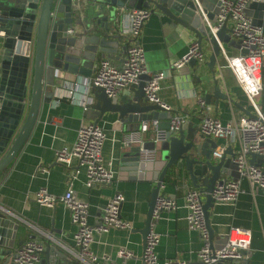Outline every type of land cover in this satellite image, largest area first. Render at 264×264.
Returning <instances> with one entry per match:
<instances>
[{
    "label": "crops",
    "instance_id": "crops-1",
    "mask_svg": "<svg viewBox=\"0 0 264 264\" xmlns=\"http://www.w3.org/2000/svg\"><path fill=\"white\" fill-rule=\"evenodd\" d=\"M83 3L89 2L83 0ZM200 4L205 13H216V0H201ZM125 10L127 9L123 11ZM249 17L253 19V12ZM226 26L229 27L226 33L233 39L230 35V25ZM119 27L115 31L103 34L105 40L113 46L112 54H100L90 66L89 77L95 74L101 58H108L114 64H119L122 60L127 38L120 34ZM260 27L264 30V14ZM192 40H197V37L191 30L179 24L161 22L156 13H151L140 29L139 42L144 49L147 70L163 71L165 74L160 82L158 95L171 107V116L179 115L187 121H193L197 133H200L194 107L197 99L205 100L207 94L208 102L206 100L205 102L209 106L208 113L219 119L222 124L237 122L240 117H249L252 114L251 105L227 67L225 59L219 54L213 71L206 65L211 45L205 37L200 43L205 53L203 62H195L192 66L187 63L180 68L172 66L173 62L178 61L187 52L188 44ZM223 46L230 55L240 52L236 46L226 43H223ZM56 74L55 85H58V88H53V99L50 103L41 104L27 142L13 162L0 173V209L13 216L20 224L11 255L20 246L19 240L25 242L29 238H35L43 242L45 249L49 248L48 264H55L61 256L76 261L66 249L72 248V235L75 231L68 209L59 202L49 207L39 205L34 200L35 192L41 187L54 195L63 194L71 173L73 193L77 199L87 202L88 222L91 226L99 224L103 206L115 192L123 194L120 215L131 224L128 230L111 228L107 233L94 231L90 249L95 254L109 255L115 264H142L144 243L141 230L146 219L150 190L159 171L153 166L154 161L150 157L141 159L139 166L121 165V155L126 149L122 145L123 137L134 129L127 130V125L119 121L116 113H106L98 122L105 132L101 155L104 165L112 174L110 185L87 186L84 168L79 165L76 157L71 158L68 167L56 161L55 152L61 148L69 149L75 140L77 129L91 121L85 117L82 106L72 103L64 96L73 84V76L62 72ZM194 75L199 79L196 80ZM213 76L217 79L221 91L231 101L217 100L211 95ZM260 78L261 89L256 102L264 112V58L261 62ZM84 79L87 78L80 79L81 85ZM46 90H51V87H46ZM146 123L148 129L142 134V140L152 135L151 124ZM129 127L132 128L131 125ZM194 139L195 142L200 141L197 136ZM202 141L207 146L205 150L208 151L214 144V150L220 147H224L225 150L227 146H231L234 152L238 149L236 141L229 143L227 139L221 138H204ZM153 158L158 159V154ZM183 178L180 187L164 182L160 188L161 195L175 200L176 208L162 210L158 218H152V230L159 236L155 251L159 259L180 258L187 264H200L197 252L202 246V239L197 231L187 228V208L183 200L186 190L193 187L186 177ZM223 179L232 178L228 174H223ZM236 181L239 185L236 200L231 204L215 202L210 209L213 239L216 245H220L221 238L226 236L230 227L248 229L251 233L248 248L249 264H264V197L259 187L245 176H239ZM201 199L203 202V194ZM120 248L129 250L131 257H118L117 251ZM45 257L43 255L42 260Z\"/></svg>",
    "mask_w": 264,
    "mask_h": 264
},
{
    "label": "water",
    "instance_id": "water-1",
    "mask_svg": "<svg viewBox=\"0 0 264 264\" xmlns=\"http://www.w3.org/2000/svg\"><path fill=\"white\" fill-rule=\"evenodd\" d=\"M201 0H199L200 2ZM0 0V173L10 165L27 142L32 132L41 104L53 99L56 89V73L72 75L74 80L89 78L90 66L100 54H112L113 46L103 34L115 31L120 25L122 12L128 8H147L159 15L161 22L179 24L191 30L201 43L205 37L211 45L207 66L213 71L219 56L218 42L236 46L239 43L226 33L229 27L223 25L215 37L210 36L207 24L193 0ZM247 16L253 12L252 22L262 25L264 2H251L245 9ZM212 25L215 13H206ZM119 24V25H118ZM119 31V29H118ZM210 36V37H209ZM240 52L244 51L240 49ZM190 59V66L195 64ZM148 75L139 76L137 84L122 89L116 96H107L104 88L90 90L94 101L84 110L86 118L97 124L106 113H116L126 129L137 130L141 123L151 124V136L140 144H130L121 155L122 166H139V161L150 157L159 171L154 186L150 190L148 210L142 240L151 229L152 213L165 176L170 173L186 177L193 188L204 196L202 214L208 233L210 248L216 245L214 230L210 225V209L215 200L211 193L215 185L225 181L223 174L236 180L240 174L233 161L234 149L227 146L220 158L211 156L214 147L208 151L202 141L205 137L197 133L193 121L179 125L173 132L169 130L172 119L170 111L157 103L147 100L143 87ZM196 80L198 76L194 75ZM212 82L211 95L217 100H230L218 85ZM51 87V90H46ZM132 96V98H131ZM209 95H205L208 102ZM231 101V100H230ZM143 102V103H142ZM237 106V105H236ZM129 125L132 126L129 127ZM134 125V126H133ZM195 136L199 142H195ZM158 154V159L153 157ZM155 159V160H154ZM249 164L260 167L264 172V154L250 153ZM13 216L0 209V261L8 264L19 228ZM23 241H18L22 244ZM49 249V248H48ZM48 249L40 264H48ZM244 258L239 261L221 260L215 264H249V250L242 251ZM60 255H62L60 253ZM55 264H78L66 257Z\"/></svg>",
    "mask_w": 264,
    "mask_h": 264
},
{
    "label": "built area",
    "instance_id": "built-area-1",
    "mask_svg": "<svg viewBox=\"0 0 264 264\" xmlns=\"http://www.w3.org/2000/svg\"><path fill=\"white\" fill-rule=\"evenodd\" d=\"M201 14L202 20L209 28L210 36L215 37L216 31L223 25H230V35L244 52L230 55L226 52L223 43H218L219 54L225 59L236 82L247 97L252 114L240 117L237 122L222 124L219 119L211 116L209 106L203 98H198L194 111L197 118V128L200 134L213 139H227L229 143L236 141L238 149L235 151L233 161L237 165L240 176L256 184L264 197V172L260 167L249 164V154H264V112L256 102V97L261 89V62L264 58V30L252 22L244 9L251 2H264V0H216L217 10L215 22L211 25L203 11L199 0H193ZM151 11L147 8H130L122 12L119 31L126 36L127 47L119 64H114L108 58H101L95 74L84 79L72 81L71 88L65 97L74 104L86 110L92 102L90 90L95 87L104 88L107 96H116L122 89L137 84L139 76L148 75L143 90L147 100L157 103L167 111L171 107L163 102L159 95L160 82L164 78L163 71H148L145 65L144 49L139 42L140 29L143 22L149 17ZM209 36V37H210ZM190 59L203 62L205 53L197 40L188 44L187 52L176 62L174 68H180ZM56 80V79H55ZM58 84V83H57ZM83 86V89H81ZM58 88V85H56ZM82 90V92H80ZM79 92L81 95H79ZM186 118L173 115L169 130L175 132ZM148 129V124L141 123L137 130L125 134L122 145L140 144L142 134ZM105 140L104 129L92 121L81 125L76 132L72 146L61 148L55 152V159L68 167L72 157H76L80 166L85 171V184L87 186H106L112 181L111 171L103 163L101 150ZM224 151V147L214 150L212 158L217 160ZM67 183L65 192L61 195L49 193L44 187L39 188L34 194V200L39 205L52 207L55 203L63 204L69 211L70 220L75 226L72 235V248H66L78 264H115L107 254H95L90 249L93 241V232L107 233L111 228L130 229V222L120 215V207L124 200L123 194L115 192L104 204L100 222L93 227L88 222V204L76 198L72 189V177ZM162 187V186H161ZM160 187V188H161ZM239 193L236 180H225L215 185L211 193L215 202L233 203ZM201 192L196 188L186 190L183 200L187 208L186 224L190 230L199 233L202 246L197 252L200 264H215L221 260H242L245 256L242 251L248 250L251 242V233L248 229L232 226L226 234V241L220 247L210 248L208 233L202 214ZM176 208L175 200L161 195L156 200L152 218H158L162 210ZM153 224V223H152ZM159 236L151 229L146 237L142 250V264H187L180 258L159 259L155 247ZM45 250L43 242L29 238L23 242L11 255L8 264H40ZM131 252L124 248L117 251L120 258L131 257Z\"/></svg>",
    "mask_w": 264,
    "mask_h": 264
},
{
    "label": "trees",
    "instance_id": "trees-1",
    "mask_svg": "<svg viewBox=\"0 0 264 264\" xmlns=\"http://www.w3.org/2000/svg\"><path fill=\"white\" fill-rule=\"evenodd\" d=\"M184 180V178L182 177V175L180 176H173L172 174H168L165 176L164 178V182L170 185H173L174 187H180L181 182Z\"/></svg>",
    "mask_w": 264,
    "mask_h": 264
}]
</instances>
